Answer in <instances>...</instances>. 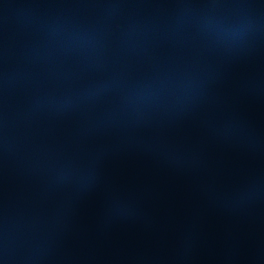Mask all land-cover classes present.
Wrapping results in <instances>:
<instances>
[{
	"label": "rangeland",
	"instance_id": "obj_1",
	"mask_svg": "<svg viewBox=\"0 0 264 264\" xmlns=\"http://www.w3.org/2000/svg\"><path fill=\"white\" fill-rule=\"evenodd\" d=\"M253 116L260 0H0V264H264Z\"/></svg>",
	"mask_w": 264,
	"mask_h": 264
},
{
	"label": "built area",
	"instance_id": "obj_2",
	"mask_svg": "<svg viewBox=\"0 0 264 264\" xmlns=\"http://www.w3.org/2000/svg\"><path fill=\"white\" fill-rule=\"evenodd\" d=\"M262 116L252 118V124L256 127L261 136L262 154L261 161L255 168L249 171H243V179L246 185L248 196L254 200L255 207L260 212L264 220V122ZM264 239V236H263ZM264 250V243L262 245Z\"/></svg>",
	"mask_w": 264,
	"mask_h": 264
},
{
	"label": "trees",
	"instance_id": "obj_3",
	"mask_svg": "<svg viewBox=\"0 0 264 264\" xmlns=\"http://www.w3.org/2000/svg\"><path fill=\"white\" fill-rule=\"evenodd\" d=\"M217 2H220V3H228V4H233V3H237V2H240V1H243V0H216ZM261 2V5L263 7V10H264V0H260Z\"/></svg>",
	"mask_w": 264,
	"mask_h": 264
}]
</instances>
